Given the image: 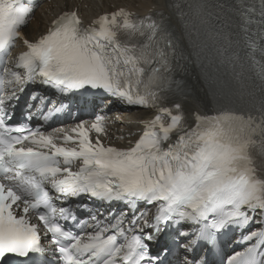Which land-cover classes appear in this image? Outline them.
<instances>
[{
    "label": "snow or ice",
    "instance_id": "1",
    "mask_svg": "<svg viewBox=\"0 0 264 264\" xmlns=\"http://www.w3.org/2000/svg\"><path fill=\"white\" fill-rule=\"evenodd\" d=\"M166 9L87 26L66 11L30 40L34 8L0 0V264H217L233 229L239 248L220 264H264V166H252L264 162V0ZM193 69L214 95L247 91L251 107L185 114ZM87 93L151 113L129 147L104 145L103 115L80 118Z\"/></svg>",
    "mask_w": 264,
    "mask_h": 264
},
{
    "label": "bare ground",
    "instance_id": "2",
    "mask_svg": "<svg viewBox=\"0 0 264 264\" xmlns=\"http://www.w3.org/2000/svg\"><path fill=\"white\" fill-rule=\"evenodd\" d=\"M50 0L46 2L34 14V24L25 27L24 31L33 39L36 38L43 30L47 29L50 20L54 18L63 8L72 9L75 6L80 7V11L85 20H91L94 16L103 10L109 8L110 5H126L141 13L148 11H159L166 13L167 0ZM85 5L87 7L85 8ZM47 11L48 13H45ZM211 89L205 84L199 74H195L194 69L188 73L185 81V90L182 96V103L186 111L191 115L195 111L205 112L210 106ZM115 107V105H111ZM111 112L108 116L109 123L113 122L114 115L118 113ZM109 113V112H108ZM151 113L147 110H136L128 114H124L125 119L131 120L130 124L117 125L120 133L132 132L141 128L140 121L149 118ZM112 124V123H111ZM126 145V141H123Z\"/></svg>",
    "mask_w": 264,
    "mask_h": 264
}]
</instances>
